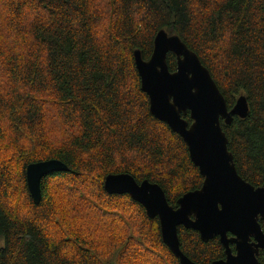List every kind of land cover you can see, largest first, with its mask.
I'll use <instances>...</instances> for the list:
<instances>
[{
  "label": "trees",
  "instance_id": "trees-1",
  "mask_svg": "<svg viewBox=\"0 0 264 264\" xmlns=\"http://www.w3.org/2000/svg\"><path fill=\"white\" fill-rule=\"evenodd\" d=\"M98 1L0 0L14 32L6 46L0 28V189L7 193L10 169L21 171L33 208L21 221L0 207V264H116L125 246L155 243L150 264H181L159 217L105 188L108 174L130 173L160 184L178 207L203 184L186 141L150 111L136 67L135 50L149 59L163 28L199 55L229 109L247 97L248 116L222 125L239 173L264 186V0H108L107 8ZM167 61L175 71L177 56L169 52ZM53 127L64 141L54 142ZM53 158L69 170L44 177L36 203L27 166ZM179 237L198 264L225 256L219 237L205 242L183 225Z\"/></svg>",
  "mask_w": 264,
  "mask_h": 264
},
{
  "label": "water",
  "instance_id": "water-1",
  "mask_svg": "<svg viewBox=\"0 0 264 264\" xmlns=\"http://www.w3.org/2000/svg\"><path fill=\"white\" fill-rule=\"evenodd\" d=\"M169 52L178 59L175 71L169 69ZM134 58L142 89L150 97V111L183 137L204 182L200 189L179 198L178 207L170 204L160 184L148 179L138 182L126 172L108 174L106 190L111 194H130L144 205L150 217H159L163 240L181 264H198L181 248V225L198 230L205 242L222 235L228 257L212 264H259L257 254L264 247V234L257 236L258 242H250V238L260 233L256 225L260 216L264 218V186L256 188L239 175L222 125V120L231 124L235 116H248L247 97L240 95L229 109L224 94L199 55L179 34L164 28L154 38L151 57L145 59L141 49H136ZM188 112L191 123L183 116ZM64 170H69V166L55 158L27 166V184L36 203L42 199L44 177ZM228 232L237 236L228 238ZM230 243L237 244V255H233Z\"/></svg>",
  "mask_w": 264,
  "mask_h": 264
},
{
  "label": "clouds",
  "instance_id": "clouds-1",
  "mask_svg": "<svg viewBox=\"0 0 264 264\" xmlns=\"http://www.w3.org/2000/svg\"><path fill=\"white\" fill-rule=\"evenodd\" d=\"M22 175L21 171L10 169L7 175V193L0 189V207L10 213L12 219L21 221L33 218V208L24 190Z\"/></svg>",
  "mask_w": 264,
  "mask_h": 264
},
{
  "label": "rangeland",
  "instance_id": "rangeland-1",
  "mask_svg": "<svg viewBox=\"0 0 264 264\" xmlns=\"http://www.w3.org/2000/svg\"><path fill=\"white\" fill-rule=\"evenodd\" d=\"M107 1L108 0H100L98 2H99V4H101L102 7L107 8L108 7ZM29 15H30V12H28V14H26V17L29 16ZM3 19H4V16H3ZM3 19H2V16L0 15V28L3 29L4 38H5V40L8 43V44L6 43L7 44L6 46H8L9 44L12 45V43L10 41L13 38L14 32L12 30H9V29L5 28V22H4ZM23 23H25V21H23ZM1 42L2 41L0 40V43ZM52 134L53 135H51V138L54 140V142H62V141H64L66 139V138L64 140L60 139L59 132L57 131L56 127L52 128ZM8 156H14L15 157V155H8ZM126 229L128 231L130 230L129 228H126ZM131 231H132V233H135V234H137V233H141L142 234V233L145 232L144 230H143L144 232H138L137 229H135V228H132ZM126 248H127V246H125L122 250L118 251L116 253V255H114L112 257L113 261L116 264H124L125 261H130L129 264H150L151 260L156 259L157 256H158V245L156 243H155V249H153L151 244H148L146 247L141 248L139 250L131 249V252L127 251ZM153 252L156 255L155 258H153ZM121 257H124L123 261H120ZM159 257H160V259H163V257L161 256L160 253H159ZM157 264H162V263H160V261L157 260Z\"/></svg>",
  "mask_w": 264,
  "mask_h": 264
},
{
  "label": "flooded vegetation",
  "instance_id": "flooded-vegetation-1",
  "mask_svg": "<svg viewBox=\"0 0 264 264\" xmlns=\"http://www.w3.org/2000/svg\"><path fill=\"white\" fill-rule=\"evenodd\" d=\"M184 116V115H183ZM238 170V169H237ZM201 173V172H200ZM238 173H239V171H238ZM202 175V174H201ZM239 175L244 179V180H246L248 183H250V184H252L254 187H256V188H258L259 186L258 185H254L253 183H251L250 181H248L247 179H245L240 173H239ZM203 176V175H202ZM203 178H204V176H203ZM204 182V181H203ZM203 185V184H202ZM261 186V185H260ZM202 187V186H201ZM200 187V188H201ZM200 188H198V189H200ZM196 190V189H195ZM191 191H194V190H191ZM187 192H189V191H187ZM186 192V193H187ZM185 194V193H184ZM183 194V195H184ZM183 195H181L179 198H181ZM179 198H178V200H179ZM178 200H177V203H178ZM257 221H258V224L259 225H256V227L259 229V231H260V233L259 232H256V234H252L251 235V238H250V242H258V240H257V236H260V234H261V232L264 234V218L263 217H259L258 219H257ZM193 230H195V229H193ZM196 231H198V230H196ZM199 232V231H198ZM200 233V232H199ZM234 236H237V235H233V233H231V232H228L227 233V237L228 238H233ZM200 237H201V234H200ZM215 237H219L220 238V241H221V237H222V235H217V236H215ZM215 237H213V238H215ZM213 238H211V239H213ZM202 239V238H201ZM210 239V240H211ZM221 243L223 244V242L221 241ZM223 246H224V248H225V256H224V258H220V259H226L227 257H228V252H227V250H228V248H227V246H225L224 244H223ZM230 248L232 249V253H233V255H237V252H238V249H237V244L236 243H230ZM257 258H258V261H259V264H264V247H262V248H259V253L257 254ZM218 260V259H217ZM213 263V262H212Z\"/></svg>",
  "mask_w": 264,
  "mask_h": 264
}]
</instances>
